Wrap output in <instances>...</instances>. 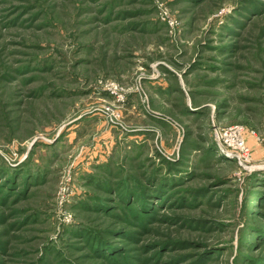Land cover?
Returning a JSON list of instances; mask_svg holds the SVG:
<instances>
[{"label":"rangeland","instance_id":"rangeland-1","mask_svg":"<svg viewBox=\"0 0 264 264\" xmlns=\"http://www.w3.org/2000/svg\"><path fill=\"white\" fill-rule=\"evenodd\" d=\"M0 264H264V0H0Z\"/></svg>","mask_w":264,"mask_h":264},{"label":"built area","instance_id":"built-area-1","mask_svg":"<svg viewBox=\"0 0 264 264\" xmlns=\"http://www.w3.org/2000/svg\"><path fill=\"white\" fill-rule=\"evenodd\" d=\"M214 135L223 153L234 157L239 164H250L252 161L251 148L247 135H256L248 131L241 124L219 126L215 128Z\"/></svg>","mask_w":264,"mask_h":264},{"label":"trees","instance_id":"trees-1","mask_svg":"<svg viewBox=\"0 0 264 264\" xmlns=\"http://www.w3.org/2000/svg\"><path fill=\"white\" fill-rule=\"evenodd\" d=\"M163 187H164V185H162V186L160 187V189L158 188V189H159V191H163ZM143 195H144V193H143ZM144 196H145V195H144ZM141 201H142V200H141ZM99 252H100V253H102V254H104V253H103V252H104V250H100Z\"/></svg>","mask_w":264,"mask_h":264}]
</instances>
